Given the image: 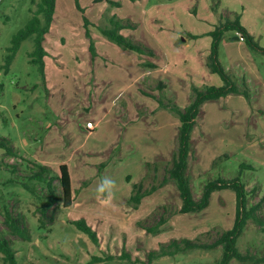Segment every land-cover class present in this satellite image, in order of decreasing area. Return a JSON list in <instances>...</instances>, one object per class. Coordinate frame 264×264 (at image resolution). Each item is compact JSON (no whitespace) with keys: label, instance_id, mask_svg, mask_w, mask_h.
Instances as JSON below:
<instances>
[{"label":"rangeland","instance_id":"rangeland-1","mask_svg":"<svg viewBox=\"0 0 264 264\" xmlns=\"http://www.w3.org/2000/svg\"><path fill=\"white\" fill-rule=\"evenodd\" d=\"M39 3L0 0V139L14 152L10 157L0 148V238L10 242L17 264H85L92 256L103 259L99 264H217L221 247L153 254L173 251V241L212 244L231 230L233 190L214 191L205 209L188 214L179 213L172 181L137 207L131 197L166 176L178 148V112L198 92L225 85L212 70V33L234 21L255 48L239 36L232 40L233 31L217 44L216 60L242 93L200 106L189 135V186L199 200L207 181L238 178L248 206L264 197V0H56L42 42L43 76L29 63L31 38L5 67L12 36ZM112 21L139 53L102 35ZM87 122L95 125L90 133ZM36 165L53 176L59 165L68 167L71 207L59 201L41 216L46 188L29 180ZM104 177L117 184L109 202L96 194ZM54 186L59 192L58 181ZM5 210L27 229L28 240L10 234ZM258 218L261 224L247 221L236 248L264 258V202ZM77 220L91 227L97 244L76 230Z\"/></svg>","mask_w":264,"mask_h":264},{"label":"trees","instance_id":"trees-1","mask_svg":"<svg viewBox=\"0 0 264 264\" xmlns=\"http://www.w3.org/2000/svg\"><path fill=\"white\" fill-rule=\"evenodd\" d=\"M55 1L56 0H40V3L37 5V9L33 12L26 25L12 36L11 45L7 50L8 54L5 58V67L10 65L20 47V44L31 38L33 42V50L28 53L29 63L36 65L39 73L42 76L44 75V58L46 56V51L42 46V42L53 20ZM111 24L113 25V29H103L102 35L124 49L139 53L140 50L138 47L132 45L130 41L117 33V31L122 27L121 24L117 21H112ZM228 31H235L239 33L245 43L255 48L248 35L237 21L226 22L212 33V70L221 76L225 85L219 88L209 87L203 92H198L192 104L185 110L178 112L180 119L178 148L172 164L170 168L166 170V176H164L159 186L164 185L169 181L175 183L182 202L179 209V213L181 214L195 213L205 209L208 206L210 195L214 191L225 189L233 190L235 193L234 224L231 230L221 233L219 238L212 244L198 245L190 240H181V243L173 241L171 243V245L174 246L173 251L162 250L160 255L153 254L154 256H171L187 249H213L215 247H221L222 255L217 264H229L231 260L251 264L264 263V258H254L252 256L241 254L236 248V240L245 228L247 221L253 220L256 223L261 224V220L258 218V212L264 202V197L257 204L248 206L247 197L249 193L246 192L244 185L238 178L232 180L217 179L215 181L206 182L200 199L195 201L192 197L188 180L187 158L190 151L189 135L193 128L199 106L205 101L219 99L225 97L229 93L236 92L235 87L230 83L228 77L225 75L216 60L217 44L223 34ZM89 51L94 54L93 46H90ZM0 148L3 149L8 156L14 157L12 147L7 140L0 139ZM36 167L39 171L33 172L30 175L29 180L38 184H43L47 192L45 201L42 203L40 208L41 216L45 217L47 212L59 201L61 202L63 208L70 207L73 200L71 195V179L68 167L66 165H59L58 173L54 176L51 175L50 171L44 166L36 165ZM55 181H58L59 192H57L58 190L54 186ZM22 187H24V189L29 193L33 194L32 188H29L27 185H23ZM157 187H152L150 192H138L133 195L131 197V201H133L134 207H137L142 197L153 192ZM49 221H53L52 216L49 217ZM163 222V220H159L155 225V228L160 227ZM4 224L11 235L17 236L23 240L29 239L27 229L23 227L22 223L17 218H14L7 210H5L4 214ZM72 224L78 232L87 236L93 244L98 243L96 233L83 220L74 221ZM146 230L147 232L149 231V233L154 231L152 228ZM179 244L184 245V248L179 247ZM0 254L2 255L4 264H17L15 252L13 251L10 242L5 238H0ZM99 263H103V259L99 256H92L85 264Z\"/></svg>","mask_w":264,"mask_h":264},{"label":"clouds","instance_id":"clouds-1","mask_svg":"<svg viewBox=\"0 0 264 264\" xmlns=\"http://www.w3.org/2000/svg\"><path fill=\"white\" fill-rule=\"evenodd\" d=\"M117 188L116 181L111 177H104L96 187L97 197L105 202H109L114 196Z\"/></svg>","mask_w":264,"mask_h":264},{"label":"crops","instance_id":"crops-1","mask_svg":"<svg viewBox=\"0 0 264 264\" xmlns=\"http://www.w3.org/2000/svg\"><path fill=\"white\" fill-rule=\"evenodd\" d=\"M233 33H234V34H233L234 37H232L231 39H232V40H237V39H239V37H238L239 33L235 32V31H233ZM228 34H229V33H228ZM231 35H232V34H231ZM235 38H236V39H235ZM221 69H222V68H221ZM222 70H223V69H222ZM223 72H224V71H223ZM234 87H235V86H234ZM235 89H236V92H232V93H229V94H235V93L238 94V93H242L241 90L238 91L239 89H238L237 87H235ZM227 95H228V94H227ZM227 95H226V96H227ZM226 96H225V97H226ZM222 98H223V97H222ZM219 99H220V98H219ZM205 102H206V101H205ZM203 103H204V102H203ZM203 103H202V104H203ZM202 104H201V105H202ZM201 105H200V106H201ZM200 106H199V108H200ZM198 115H199V109H198L197 116H198ZM197 116H196V118H197ZM196 118H195V120H196ZM195 120H194V123H195ZM193 126H194V125H193ZM94 129H95V128H94ZM86 131H87V130H86ZM92 131H93V130H92ZM87 132L90 133L91 131H87ZM188 170H189V167H188ZM163 178H164V177H163ZM161 181H162V180H161ZM161 181L156 185V187L158 186L157 188L163 186V185L159 186V184L161 183ZM169 182H171V181H169ZM169 182H167V183H169ZM207 182H208V181H207ZM167 183H166V184H167ZM164 185H165V184H164ZM153 187H155V186H153ZM195 201H197V200H195ZM139 204H140V203H139ZM139 204H138V205H139ZM138 205H137V206H138ZM70 207H71V206H70ZM68 208H69V207H68Z\"/></svg>","mask_w":264,"mask_h":264},{"label":"built area","instance_id":"built-area-1","mask_svg":"<svg viewBox=\"0 0 264 264\" xmlns=\"http://www.w3.org/2000/svg\"><path fill=\"white\" fill-rule=\"evenodd\" d=\"M238 36L240 37V39H242L240 35H238ZM94 128H95V125H93L91 122H87L85 125V129L87 131H92V130H94Z\"/></svg>","mask_w":264,"mask_h":264},{"label":"water","instance_id":"water-1","mask_svg":"<svg viewBox=\"0 0 264 264\" xmlns=\"http://www.w3.org/2000/svg\"><path fill=\"white\" fill-rule=\"evenodd\" d=\"M236 39V38H235Z\"/></svg>","mask_w":264,"mask_h":264}]
</instances>
